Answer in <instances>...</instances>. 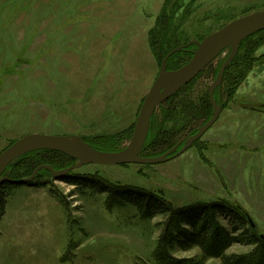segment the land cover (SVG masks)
<instances>
[{"label":"rangeland","instance_id":"rangeland-1","mask_svg":"<svg viewBox=\"0 0 264 264\" xmlns=\"http://www.w3.org/2000/svg\"><path fill=\"white\" fill-rule=\"evenodd\" d=\"M165 1L0 0V152L27 134L84 140L129 131L163 60L148 35ZM181 1L174 20L181 42L193 46L230 20L264 9V0ZM251 39L258 44L248 65L230 83L222 79L219 117L182 154L152 165L89 164L58 180L47 170L34 184H11L0 220V264H221L198 247L159 243L166 223L189 229L187 215L178 221L180 212L213 206L215 222L230 235L242 218L233 235L258 239L224 252L264 264V31ZM226 53L192 80L193 101L209 92ZM126 135L118 136L122 147ZM131 194L152 196L172 213L148 217L119 199Z\"/></svg>","mask_w":264,"mask_h":264},{"label":"trees","instance_id":"trees-1","mask_svg":"<svg viewBox=\"0 0 264 264\" xmlns=\"http://www.w3.org/2000/svg\"><path fill=\"white\" fill-rule=\"evenodd\" d=\"M181 2V0H174L173 2L172 0H166L155 21L154 27L150 30L148 35L149 47L159 62H161L166 54L174 48L178 46L183 47L179 52L169 57L167 61L168 70L177 69L187 63L192 57V51L196 49L195 46L188 45L187 41L181 42V36L178 33V26L174 20V14L182 6ZM168 5L170 15L166 14ZM221 27L222 26H220V28ZM260 33L261 31L251 35L241 43L235 58L227 66L229 71L226 69L224 72L223 80L227 78L226 80L230 83L236 75L241 73L240 70L248 65L250 57L258 44V41L251 38ZM204 37L205 36L200 39ZM244 45L245 51L240 55L241 47ZM226 54L228 55V50ZM222 63L223 61H221L213 71L212 80L216 77ZM211 66L212 63L200 74L206 69L211 68ZM192 83L193 81L180 89L166 102L158 106L155 110L156 112L154 111L150 119L149 130L141 151V156L153 157L154 155L158 156L164 154L179 142L182 137L195 133L196 130L212 116L213 109L209 101L208 91L202 94V96L198 98V101L195 102L193 101L191 91H188ZM220 91L221 86L219 85L214 91V100L219 98ZM187 119L189 120L187 121ZM169 125L171 126L168 127ZM133 127L134 125H131L129 131L124 130L120 132V134H127L125 137L126 141H129ZM127 131L129 133H127ZM120 134L84 140L95 149L115 152L122 150L125 146L122 147V143L120 145L118 144V136ZM182 134H184V136L181 137ZM75 162L76 160L61 152L50 150L33 151L14 160L6 168L3 175L9 177L13 181H20L28 178L40 165L47 164L55 170H60L73 165ZM43 173H48V171L40 170L35 177L38 178L42 176ZM32 183L34 184L33 181H31L30 184ZM11 184L13 183L4 182L0 185V220L5 213L7 200L10 195L8 187ZM86 187H88V185H84L82 188L86 189ZM132 194L128 195L127 198L120 197L119 199L132 204L140 213L148 217H154L157 214H163L165 217H168V214L172 213V208L169 205L165 206L160 204V201L152 196H141L139 198V196H134ZM218 209L219 207L213 206L212 209L204 210L202 214H197L193 210L180 212L177 218L180 219L181 216L183 217L181 220L178 219V221L182 223L185 219L184 217H186L185 215H187L188 217L186 218H189V229L179 228L178 231L170 230L169 225L167 226L166 223V228L164 229L166 232L161 234L159 238L160 245L165 246V244H167L169 247H173V245L178 244L185 249L195 246L198 247L201 252L205 253V255H213V253L217 255L220 258L221 264H249L250 262L246 256L238 254L228 255L224 252V249L228 245L237 242L247 241L248 243H256L258 239L251 234L248 235L246 232L239 233L238 238L233 235L240 229L238 225H243L244 222L241 220L242 218L236 219L237 223L232 226V234L230 235L225 227L215 222Z\"/></svg>","mask_w":264,"mask_h":264},{"label":"water","instance_id":"water-1","mask_svg":"<svg viewBox=\"0 0 264 264\" xmlns=\"http://www.w3.org/2000/svg\"><path fill=\"white\" fill-rule=\"evenodd\" d=\"M262 30H264V9L235 18L218 30L206 35L201 41L192 42L195 44L196 49L192 52L191 59L177 69L167 70V60L171 55L183 49V47H176L166 54L161 62L153 84L140 105L132 135L127 145L122 150L108 152L95 149L78 135L27 134L14 140L0 152V184L4 182L13 184L29 183L33 181L41 169L48 170L52 178L58 180L67 175L71 170L89 164L106 166L131 163L152 165L166 162L182 154L188 150L219 117L221 105L217 104L214 100V91L221 84L224 71L238 53L241 43L251 35ZM226 49L229 53L209 87L208 96L213 109L212 116L209 120L201 125L195 133L177 142L164 154L156 157L141 156V151L149 130L150 119L156 108L192 81ZM42 150L61 152L76 160V163L60 170H55L50 165L43 164L38 166L28 178L20 181H13L9 177L3 176L6 168L14 160L29 152ZM248 221L250 225L255 228L249 217Z\"/></svg>","mask_w":264,"mask_h":264}]
</instances>
